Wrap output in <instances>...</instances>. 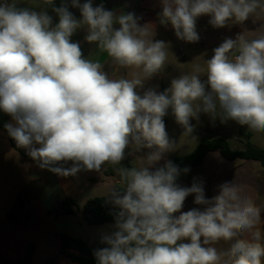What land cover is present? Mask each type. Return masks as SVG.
<instances>
[{"label": "clouds", "instance_id": "clouds-1", "mask_svg": "<svg viewBox=\"0 0 264 264\" xmlns=\"http://www.w3.org/2000/svg\"><path fill=\"white\" fill-rule=\"evenodd\" d=\"M24 2L0 0V111L12 119L4 127L54 174L115 169L123 187L105 197L115 224L101 235L106 246L93 251L96 264H264V203L233 181L211 198L201 180L178 184L189 169L166 159L177 143L164 121L171 112L194 140L192 120L202 113L264 134V0H159V25L188 43L200 40V17L215 29L261 22L258 35L244 30L225 38L203 66L193 64L162 92L143 90L164 72L170 52L155 39L154 24L93 0ZM80 30L107 62L84 56L72 40ZM106 63L123 71L111 76ZM143 150L138 166L123 165ZM189 195L199 207L182 211Z\"/></svg>", "mask_w": 264, "mask_h": 264}, {"label": "crops", "instance_id": "crops-1", "mask_svg": "<svg viewBox=\"0 0 264 264\" xmlns=\"http://www.w3.org/2000/svg\"><path fill=\"white\" fill-rule=\"evenodd\" d=\"M54 2L57 7L61 5V0ZM80 2L84 3L86 0ZM27 3L37 4L38 0H25L21 6H27ZM100 3H103L106 9L118 13L134 12L142 17L141 24L155 25V39L169 44L170 52L165 68L167 71L164 70L160 75L147 81L143 90L155 87L157 91H164L170 87L173 78L180 76L182 72H191L193 64L199 63L203 66L204 60L211 58L212 50L225 38L235 39L236 35L244 30L250 32L249 38H253L259 34L253 32L259 28L255 24L259 23L261 26V22H253L250 18L243 25L230 24L225 28L215 29L208 23L209 18L204 16L197 20L200 40L188 43L177 39L170 25L168 27L159 25L157 15L161 11L159 0H93L94 6ZM70 11L77 18L80 17L78 9L70 8ZM49 14L53 16L54 23L58 22V17L51 9ZM84 36L85 32L80 30L72 37L73 41L80 42L84 56L88 57L93 52L90 58L107 62V55L96 52L95 45L86 42ZM105 70L111 76H118L123 71L115 69L110 63H106ZM201 79L206 80L207 77L202 76ZM11 122L10 117L6 124ZM192 124L194 125L192 136L196 138L195 140L183 134V129L175 122L171 112L166 116V130L170 138L177 143L176 150L166 154L167 160L169 157L189 154L203 138L209 140L223 137L233 148L242 149L243 144L237 140L239 131L248 133L254 146L264 148V141L256 142L254 138L264 134L249 132L247 126H242L234 120L221 122L219 118L213 119L202 113L199 120H192ZM13 142L16 145L14 140ZM17 148L26 158L23 159L0 133V259L15 262L23 257L27 246L32 244L34 251L31 264H47L48 259H52L53 264H78L60 252V235L82 239L92 248L95 230L90 229L91 226L103 228L107 232L113 230L115 222L102 225L87 224L83 219L81 207L91 198L105 199L107 196L105 193L114 187H123L119 175L111 165H105L100 173L81 171L75 176H60L47 169H41L28 155L26 149ZM146 152L147 150H143L129 156L122 162L123 165L138 166L139 160L135 156L144 155ZM64 166L68 167L70 164ZM194 178L203 181L207 198L216 194L218 185L233 181L240 184L257 203H264V167L256 161L241 159L227 161L219 153L210 152L199 167L181 173L177 183L190 187ZM64 199H73L80 208L74 214L57 216L50 214L49 211L57 209ZM193 200L194 196L189 195L182 211L199 207ZM12 208L17 209L15 218L10 216ZM261 227L264 228V224ZM222 246L227 247L226 244Z\"/></svg>", "mask_w": 264, "mask_h": 264}, {"label": "trees", "instance_id": "trees-1", "mask_svg": "<svg viewBox=\"0 0 264 264\" xmlns=\"http://www.w3.org/2000/svg\"><path fill=\"white\" fill-rule=\"evenodd\" d=\"M9 118L10 116L0 111V133L24 159L26 157L18 150L4 127ZM165 120L166 117L164 118V121ZM249 139L250 135L248 133L239 131L237 140L243 144V148L235 149L230 145L228 140L223 137H215L209 140L203 138L189 154L181 157H169V160L178 165L180 169H184L185 167L193 169L199 167L203 163L208 153L217 152L227 161L235 159L256 161L264 167V148L254 146L250 143ZM79 208L80 207L73 199H64L59 203V207L57 209L50 210L49 213L54 214L55 216L74 214ZM81 210L83 219L87 224L102 225L105 223L115 222L114 212L116 210L110 208L103 197H94L87 200L81 207ZM16 212L17 209L12 208L10 210V216L15 218ZM33 251V245L29 244L23 257L15 262H8L0 259V264H31ZM93 251L94 250L90 248L82 239L63 234L60 235V252L78 264H96ZM47 264H53L52 259H48Z\"/></svg>", "mask_w": 264, "mask_h": 264}, {"label": "rangeland", "instance_id": "rangeland-1", "mask_svg": "<svg viewBox=\"0 0 264 264\" xmlns=\"http://www.w3.org/2000/svg\"><path fill=\"white\" fill-rule=\"evenodd\" d=\"M256 26H259L260 27V25H259V23H256L255 24ZM167 71V69L165 70V72ZM251 136H250V139H249V141H250V143L251 144H253L252 142H251ZM255 141L256 142H262V141H264V136H261V137H255ZM110 191V190H109ZM109 191H107L105 194H108L109 193ZM100 194H103L102 192H99ZM109 205V207L110 208H112V209H114L113 207H111L112 205H110V204H108ZM90 229H94L95 230V239H94V241H93V247H92V249L93 250H95V249H97V248H102V247H105L106 245H104V244H102L101 242H100V240H101V235L104 233V232H107V231H105L103 228H100V227H96V226H91L90 227ZM9 262V261H8Z\"/></svg>", "mask_w": 264, "mask_h": 264}]
</instances>
